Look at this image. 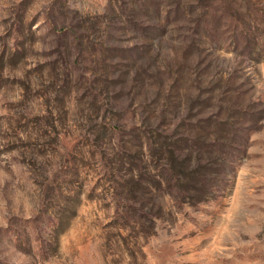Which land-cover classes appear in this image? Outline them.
I'll return each instance as SVG.
<instances>
[{"label": "rangeland", "instance_id": "1", "mask_svg": "<svg viewBox=\"0 0 264 264\" xmlns=\"http://www.w3.org/2000/svg\"><path fill=\"white\" fill-rule=\"evenodd\" d=\"M0 264H264V0H0Z\"/></svg>", "mask_w": 264, "mask_h": 264}]
</instances>
